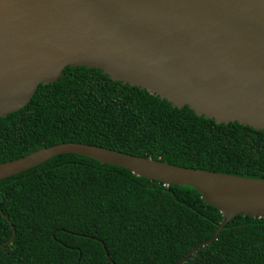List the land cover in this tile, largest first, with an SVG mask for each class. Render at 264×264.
Returning <instances> with one entry per match:
<instances>
[{
	"label": "trees",
	"instance_id": "trees-1",
	"mask_svg": "<svg viewBox=\"0 0 264 264\" xmlns=\"http://www.w3.org/2000/svg\"><path fill=\"white\" fill-rule=\"evenodd\" d=\"M69 141L264 179L263 130L216 123L98 68L66 66L0 116V162ZM222 219L192 186L57 154L0 179V264H173ZM180 264H264V217L235 215Z\"/></svg>",
	"mask_w": 264,
	"mask_h": 264
},
{
	"label": "water",
	"instance_id": "water-1",
	"mask_svg": "<svg viewBox=\"0 0 264 264\" xmlns=\"http://www.w3.org/2000/svg\"><path fill=\"white\" fill-rule=\"evenodd\" d=\"M66 66L98 68L216 123L264 131V0H0V116L26 105L40 83L57 81ZM62 153L192 186L217 207L223 219L214 234L173 264L216 239L235 215L264 217L262 178L76 141L0 162V179Z\"/></svg>",
	"mask_w": 264,
	"mask_h": 264
}]
</instances>
